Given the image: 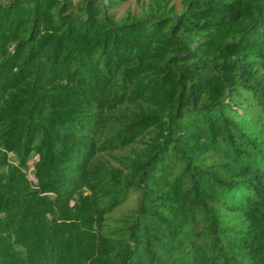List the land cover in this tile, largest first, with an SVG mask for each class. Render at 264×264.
<instances>
[{"label":"trees","instance_id":"trees-1","mask_svg":"<svg viewBox=\"0 0 264 264\" xmlns=\"http://www.w3.org/2000/svg\"><path fill=\"white\" fill-rule=\"evenodd\" d=\"M128 1L0 0V264H264V0Z\"/></svg>","mask_w":264,"mask_h":264},{"label":"rangeland","instance_id":"rangeland-1","mask_svg":"<svg viewBox=\"0 0 264 264\" xmlns=\"http://www.w3.org/2000/svg\"><path fill=\"white\" fill-rule=\"evenodd\" d=\"M5 1V0H4ZM84 0H71V2L74 5H78L82 3ZM152 0H130L124 4H122L118 9L113 11L112 13L115 14V18L117 20H120L122 18H125L128 15H138L143 16L146 14V11L149 9V6L151 4ZM171 6H174L176 8V11L179 12L181 10V2L180 0H172L170 3ZM35 159H33L30 164L34 162ZM30 178L33 179V176L31 173ZM135 203V199H132L130 202V205H133Z\"/></svg>","mask_w":264,"mask_h":264}]
</instances>
